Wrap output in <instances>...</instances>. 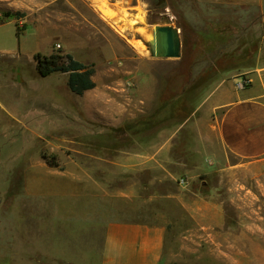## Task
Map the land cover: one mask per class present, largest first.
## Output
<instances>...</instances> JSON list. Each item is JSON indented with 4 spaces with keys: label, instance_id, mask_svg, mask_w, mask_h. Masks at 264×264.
I'll return each instance as SVG.
<instances>
[{
    "label": "rangeland",
    "instance_id": "obj_1",
    "mask_svg": "<svg viewBox=\"0 0 264 264\" xmlns=\"http://www.w3.org/2000/svg\"><path fill=\"white\" fill-rule=\"evenodd\" d=\"M96 1L0 0V264H102L105 223L114 220L166 223L163 264H264V172L249 173L228 156L227 165H238L233 174L203 173L193 186L205 195L218 186L225 222L192 216L173 197L182 193V174L171 179L155 169L124 170L116 162L124 147L117 130L101 136L97 113L71 91L67 75L41 77L34 59L37 52L71 53L95 65L101 87L133 82L140 70L148 82L142 95L155 91L154 114L168 113L172 104L171 119H155V128L178 126L211 91L219 70L255 62L258 40L244 34L243 22L257 14L194 0H104L123 15L128 28L121 33ZM17 11L24 16H7ZM166 13L183 27L179 58L153 55L149 36L129 25V19L166 25ZM203 61L207 68L195 76L191 66ZM187 76L189 84L180 85ZM188 140L181 138L178 157L187 155ZM132 183L133 195H122Z\"/></svg>",
    "mask_w": 264,
    "mask_h": 264
},
{
    "label": "crops",
    "instance_id": "obj_2",
    "mask_svg": "<svg viewBox=\"0 0 264 264\" xmlns=\"http://www.w3.org/2000/svg\"><path fill=\"white\" fill-rule=\"evenodd\" d=\"M194 2L199 6L222 10L248 8L255 11L257 14L255 18H249L247 22L242 21L243 24L246 23V32L243 33L251 32L252 37L258 40L254 53L257 59L252 65L219 70L220 75L212 83L211 91L201 98L191 116L178 126L168 124L155 128V119L159 123L171 119L169 113L172 104H167L168 113L164 108L165 112L159 113L158 116L154 114L157 109L155 91L152 90L151 97L146 93L142 95V90L148 82L140 70L137 73L133 72V82L121 81L114 85L107 83L104 87L96 80L95 73L97 86L87 91L84 96L88 103L87 110L92 115L97 113L103 125L99 134L103 137L109 136L114 128L117 130V137L123 138L124 147L116 150L120 154L116 160L118 165L124 170L131 171L155 169L162 171L165 178L171 179L182 174L186 183L181 184L182 193L173 197H177L192 216L216 217L218 224L221 225L225 222L226 212L219 197L218 186H213L207 195L193 190V186L203 173L226 170L233 174L238 165L226 164L230 155L241 160L243 162L241 165L249 173L264 172V0H194ZM166 14L171 17L172 25L178 28L183 46L182 24L175 22L174 15ZM129 20L135 26L149 30L156 26L155 22ZM137 35H140V32H137ZM229 49L227 46L225 51L229 53ZM139 61L146 60L141 57ZM153 61L155 62L156 58L153 57ZM191 67L196 71H193L195 76L201 68H207L205 61ZM190 75L192 76V73ZM242 78L249 79V84L243 89H238L236 83ZM190 79L191 77L187 76V79L180 81V85H188ZM102 89H105V92ZM101 91L103 93L101 97H96L95 95ZM185 92L187 88L183 89L177 102H181L182 96L186 95ZM90 134L96 132L91 131ZM186 136L189 143L184 146L182 152L187 155L178 157L182 154L177 150L181 138ZM206 184L204 181L203 185ZM134 188L135 184L132 183L129 188L121 189V194L131 196ZM104 231L102 264H163L168 234L166 223L114 220L105 223Z\"/></svg>",
    "mask_w": 264,
    "mask_h": 264
},
{
    "label": "trees",
    "instance_id": "obj_3",
    "mask_svg": "<svg viewBox=\"0 0 264 264\" xmlns=\"http://www.w3.org/2000/svg\"><path fill=\"white\" fill-rule=\"evenodd\" d=\"M21 18L24 14L20 11L16 13L8 12L7 16ZM36 69L41 77H48L55 73L66 74L67 84L72 92L83 96L87 91L94 89L97 82L94 79L96 69L94 64H86L74 57L71 53L54 52L43 54L37 52L34 55ZM50 165L58 166L53 161H48Z\"/></svg>",
    "mask_w": 264,
    "mask_h": 264
},
{
    "label": "water",
    "instance_id": "obj_4",
    "mask_svg": "<svg viewBox=\"0 0 264 264\" xmlns=\"http://www.w3.org/2000/svg\"><path fill=\"white\" fill-rule=\"evenodd\" d=\"M171 17H168V24H156L151 30L142 26H135L140 29L138 32L149 36L150 50L153 55L165 58H179L181 56V38L178 28L173 26Z\"/></svg>",
    "mask_w": 264,
    "mask_h": 264
},
{
    "label": "bare ground",
    "instance_id": "obj_5",
    "mask_svg": "<svg viewBox=\"0 0 264 264\" xmlns=\"http://www.w3.org/2000/svg\"><path fill=\"white\" fill-rule=\"evenodd\" d=\"M104 0H99V1H96L95 3V6L99 8V10L104 13L106 15V17L112 21L113 24H115L117 26V28L123 33L125 31H127L126 29L128 27H126L125 25L122 24V20H125L123 19V15L120 13V10H117L116 9V13L113 12V11H110L109 10V6H106L104 3H103ZM122 12V11H121ZM127 18V17H126ZM142 20V19H141ZM140 20V21H141ZM124 23V21H123ZM129 25H133L132 22H129ZM135 44H139V45H143L142 41H133ZM229 51V50H228ZM230 52V51H229ZM228 53V52H227ZM203 63V62H202ZM203 66V65H202ZM200 70H203V68H201Z\"/></svg>",
    "mask_w": 264,
    "mask_h": 264
},
{
    "label": "built area",
    "instance_id": "obj_6",
    "mask_svg": "<svg viewBox=\"0 0 264 264\" xmlns=\"http://www.w3.org/2000/svg\"><path fill=\"white\" fill-rule=\"evenodd\" d=\"M248 84H249V79L242 78V79H240V81H238V82L236 83V87H237L238 89H243V88H245ZM179 183H180V184H185V183H186V180H185L184 178H182V179L179 180Z\"/></svg>",
    "mask_w": 264,
    "mask_h": 264
}]
</instances>
